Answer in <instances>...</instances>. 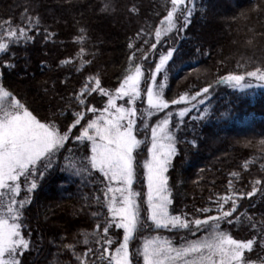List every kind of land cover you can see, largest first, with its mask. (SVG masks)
I'll return each instance as SVG.
<instances>
[{
	"label": "trees",
	"instance_id": "1",
	"mask_svg": "<svg viewBox=\"0 0 264 264\" xmlns=\"http://www.w3.org/2000/svg\"><path fill=\"white\" fill-rule=\"evenodd\" d=\"M106 3L110 6L104 10ZM170 9V0H0V25L10 21L13 27L30 28L28 35L34 37L11 44L7 54L0 53V84L42 121L47 118L67 125L73 120L72 113L81 110L74 94L89 77L98 76L102 87L114 93L130 67H153L164 50L176 48L170 71L163 73L165 98L171 101L184 93L195 94L209 84L214 89L211 104L198 106L184 118L178 132V152L166 173L177 213H186L189 220L204 219L206 215H217L215 202L233 190L246 194L256 180L262 181L257 187L264 188V87L240 93L219 83L228 74H245L264 67V0H196L187 29L163 36L153 51L155 30ZM178 24H183L182 16ZM133 53L135 59L130 62ZM65 60L70 62L62 64ZM7 63L15 67L5 66ZM86 100L97 109L107 103V97L99 92ZM203 107L210 109L208 116L194 120V114ZM87 118H92V113ZM152 122L149 119L147 123ZM144 123L138 120V125ZM74 131L78 134L79 126ZM149 133L150 128L147 136ZM144 138L145 133L138 135V139ZM147 147L138 150L134 189L141 194L138 202L148 225L143 168ZM84 151L79 149L80 154ZM233 172L238 175L233 177ZM106 184L99 173L82 180L69 178L59 169L52 171L24 213V231L31 233L26 238L32 241L24 264H80L78 257H83L87 247L99 248L96 244L84 245L80 234L91 233L97 223L111 220L107 207L102 206ZM97 196L101 197L99 203ZM205 207L213 211L197 212ZM230 207L231 202L224 205L225 210ZM93 213L101 215L96 218ZM236 217H240V223L233 226L224 222L221 227L237 239L256 236L258 243L246 256L261 264L264 248L258 233L264 231V194L239 199L234 222ZM148 229L139 232L136 239ZM162 231L172 236L186 230ZM111 233H119L112 239L120 241V229L113 227ZM65 245H74L75 250ZM87 259L89 264H102L99 253Z\"/></svg>",
	"mask_w": 264,
	"mask_h": 264
},
{
	"label": "snow or ice",
	"instance_id": "2",
	"mask_svg": "<svg viewBox=\"0 0 264 264\" xmlns=\"http://www.w3.org/2000/svg\"><path fill=\"white\" fill-rule=\"evenodd\" d=\"M170 4L171 9L161 21L166 26L155 30L156 43L151 45L153 51L161 43L162 36L187 29L196 8V0H170ZM109 6L106 3L104 10ZM180 16L183 17L182 25L178 24ZM36 24H39L38 18ZM0 29L3 31L0 36V53L7 54L10 45L18 44L21 39H34L28 35L30 28L13 27L10 21H5ZM129 47L133 45L130 44ZM83 51L81 49V53ZM176 51V48H170L166 54L161 53L154 69H145L143 64H135L134 70L130 67L114 93L102 87L98 76L89 77L80 92L74 94L73 99L81 110L72 113L73 120L67 125L47 118L42 121L16 95L0 84V264H24V257L32 248L31 239L26 238L31 233L24 231V213L33 202L32 197L41 182L56 169L69 178L79 177L82 180L91 179L95 173H99L107 181L102 206L107 207L111 220L105 219L103 225L97 223L91 233L80 234L84 245L100 246L87 247L83 257H78L80 264H89L88 256L97 253L102 264H136L130 252V244L144 228L152 227L142 219L141 204L138 202L141 194L133 191V184L137 179L138 150L148 144V158L143 164L147 181V219L156 230L183 229L193 236L200 232L205 234L194 240L181 237L184 243L179 247L174 246L170 239L158 235L145 239L142 248L136 250L137 256H142L143 264H256L246 253L254 251V245L258 243L257 237L246 240L233 238L221 225L227 222L235 226L241 222L240 217H236L235 222L232 219L237 211L238 200L245 195L251 198L258 192L264 194V188L257 187L262 184L261 180H256L252 191L246 194L233 190L231 195L220 197L215 202L217 215L189 220L186 213L183 216L170 213L172 200L165 173L178 152V132L185 123L184 118L193 110L206 103L211 104V92L214 91L209 84L195 94L184 93L171 101L165 98L166 85L159 83L158 77L170 71V62H174ZM129 59L130 62L133 61L135 53ZM143 60L147 61L148 56L144 55ZM69 62L65 60L61 63ZM5 66L15 67L11 63ZM219 83H226L240 93H244L246 89L264 87V67H257L245 74H228ZM143 90H146L147 117L164 113L163 118L158 119L154 125H138V120H143L144 114L138 115L140 110L136 107V102L142 99ZM95 92L107 97L103 109L89 106L86 100L87 96ZM118 100H124L125 104L131 106L118 104ZM172 105H184L178 112V122L175 124L174 113L167 111ZM209 112L208 107H203L193 119L203 120ZM88 113H92V118H87ZM85 120L87 122L82 124ZM78 126L77 134L74 130ZM149 127L150 140L147 136ZM141 133H145L143 140L138 139ZM80 148L85 150L82 154L79 153ZM244 167H248L247 163ZM231 175L236 177L238 174L233 172ZM231 185L232 181L229 180L230 188ZM96 200L101 202V197L97 196ZM229 202L231 207L225 210L224 205ZM212 211L211 207L197 209L202 214ZM99 215L101 213H93L96 218ZM113 227L123 230L122 242L112 239V235L119 236V233H111ZM255 227L252 224V228ZM258 236L260 246L264 248V231L258 233ZM115 244L118 246L110 251ZM65 247L75 250L74 245Z\"/></svg>",
	"mask_w": 264,
	"mask_h": 264
},
{
	"label": "rangeland",
	"instance_id": "3",
	"mask_svg": "<svg viewBox=\"0 0 264 264\" xmlns=\"http://www.w3.org/2000/svg\"><path fill=\"white\" fill-rule=\"evenodd\" d=\"M166 25H162V24H160V28H164ZM171 34V33H170ZM163 37V36H162ZM166 52H167V50H164L163 51V53H165L166 54ZM159 61V58L157 59V61H156V63ZM152 66V65H151ZM146 67V66H145ZM152 69H154L155 68V65L153 66V67H151ZM165 77H164V74L163 75H161L160 77H158V80H159V83H161V84H164V82H165V79H164ZM253 83H255L254 81H253ZM222 84V83H221ZM220 84V85H221ZM224 84H226V83H224ZM226 85H228V84H226ZM230 86V85H229ZM145 89H146V86H145ZM117 103L118 104H125V101L124 100H118L117 101ZM125 106L126 107H130L131 105H127V104H125ZM136 107L140 110L139 111V113L138 114H144V119L142 120V121H144L145 123H147L148 121H149V119L150 120H152L153 122H152V124L151 125H154L156 122H157V120L158 119H162L163 118V116H164V113H159L158 115H154V116H152L151 118H148L147 117V115H146V110H147V97H146V90H143L142 91V99L141 100H137V102H136ZM182 107H184V105H172L171 107H170V109L169 110H167V111H172L173 113H174V116H173V123L175 124L176 122H178V112H179V110H180V108H182ZM195 111V110H194ZM201 111V110H200ZM198 115V114H197ZM197 115H195L194 114V117H196ZM150 128V127H149ZM150 135H151V130H150V133H149V140H150ZM142 140V139H141ZM150 146V144H148V147ZM148 158V153H147V156L144 158V161L146 160ZM144 161H143V164H144ZM170 167H171V165H170ZM169 167V168H170ZM169 171V170H168ZM144 175H145V170H144ZM165 175H166V173H165ZM167 176V175H166ZM113 186H116V185H113ZM144 186H145V192H144V195H145V202L147 201V181H146V177H145V182H144ZM168 188H169V183H168ZM133 191L134 192H136V190L134 189V184H133ZM137 193V192H136ZM109 195H111V194H109ZM119 194H117V196H118ZM170 198H171V200H172V204L169 206V210H170V213L172 214V215H176V216H183L184 214H178L177 213V208L175 207V201H173V198H172V195L170 194ZM146 210H147V203H146ZM147 216H148V213H147ZM148 220V219H147ZM148 225H151L152 227L151 228H153V229H155V227H154V225H152V222L150 221V220H148ZM116 229V228H115ZM150 230V228L146 231V233L144 234V235H139L138 236V238L136 239V237H135V239L131 242V244H130V252L132 253V256H133V254L135 253V258L133 257V260H134V262H136V264H143V258H142V256H137V254H136V250L138 249V248H142V245H143V243H144V240L145 239H148V238H152V237H155V236H160V237H164V238H168V239H170L172 242H173V244H174V246H176V247H179L182 243H184V241L183 240H181V237H186L188 240H194V239H198L199 237H201V236H203L205 233H203V232H200V233H197V235L196 236H193V235H191V234H189L188 232H183L182 234H180V235H177L178 233H176V235H173V234H171L172 236H170L168 233H165L164 231H162L163 229H158V231L156 230L155 232H154V230ZM223 229V228H222ZM117 230V229H116ZM121 230V239H120V242H122V239H123V230L122 229H120ZM150 230V231H149ZM165 230V229H164ZM223 230H225V229H223ZM168 231V230H167ZM226 231V230H225ZM234 238V237H233ZM116 246H118V244L116 245ZM115 246V247H116ZM112 251H114V249L112 250Z\"/></svg>",
	"mask_w": 264,
	"mask_h": 264
}]
</instances>
